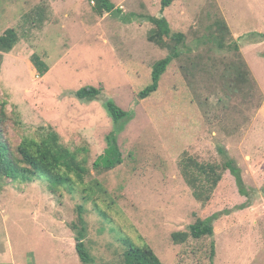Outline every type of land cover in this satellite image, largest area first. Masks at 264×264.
<instances>
[{"label":"rangeland","instance_id":"1","mask_svg":"<svg viewBox=\"0 0 264 264\" xmlns=\"http://www.w3.org/2000/svg\"><path fill=\"white\" fill-rule=\"evenodd\" d=\"M98 1L0 0V35L14 28L19 36L0 65L6 141L16 152L25 137L56 132L85 168L73 191L24 175L3 183L0 264H83L79 205L95 264H122L126 241L149 244L164 264H264V0H174L163 12V0H110L104 12ZM159 16L186 37L157 91L140 98L171 49L150 40ZM231 41L252 77L236 93L223 81L239 53ZM34 53L50 67L43 76ZM84 86L103 90L82 100L75 92ZM108 100L129 118L115 122ZM111 136L123 163L98 169ZM185 154L220 165L233 158L244 183L224 170L203 203L182 175ZM93 181L106 192L94 193ZM214 217L213 235L173 238Z\"/></svg>","mask_w":264,"mask_h":264},{"label":"trees","instance_id":"2","mask_svg":"<svg viewBox=\"0 0 264 264\" xmlns=\"http://www.w3.org/2000/svg\"><path fill=\"white\" fill-rule=\"evenodd\" d=\"M174 0L162 1V12L164 8L171 5ZM100 11H110L114 5L110 0H99ZM156 27L151 31L150 40L156 42L162 47H170L169 55L156 62L153 68V82L144 91L139 94L140 98H146L159 88V82L162 74L167 71L171 62L181 54L180 43H184L185 33L173 32L171 25L166 17H153ZM219 33L225 41L224 34L229 30L225 21L216 22ZM221 39V40H222ZM219 40L220 46L224 42ZM19 42V36L14 28H8L0 35V65L3 53L10 52ZM236 52H239V46L231 41ZM180 49V50H179ZM32 62L36 66L40 75H44L49 70V65L34 53ZM227 89L231 93H236L251 85V71L242 54L239 52L235 60L228 67V75L223 78ZM250 87V86H249ZM103 88L96 86H84L75 92L76 97L82 100L96 99L102 93ZM107 106L115 122L129 118V112L120 107L115 101L108 100ZM0 194L3 189V183L12 180L18 175H24L30 180L44 179L48 182L50 188L55 191L60 187H65L70 191L74 190L75 177L82 181L84 178L85 168L77 160V156L71 150L66 148L59 140L56 132H50L44 138L37 140L25 137L14 152L4 137L5 102L0 100ZM109 145L105 152L96 160L94 166L98 169H113L123 163V153L116 137L111 136ZM222 153L226 150L221 148ZM182 175L187 184L193 189L195 197L206 203L209 201L218 184L223 178L224 170L229 169L236 178L239 185L244 183L241 169L235 159L229 158L220 165L212 162H201L192 155L185 154L180 161ZM75 175V176H73ZM93 185V186H92ZM92 191L104 194L106 191L98 181H93ZM243 192V189L241 188ZM78 219L73 224L77 230L76 249L83 264H95L86 244L89 223L85 218L86 208L84 205L77 206ZM214 218H198L190 227L189 232H175V240L186 241L190 236L201 238L205 235H213ZM123 252L122 264H164L154 249L149 244L137 245L133 241H126Z\"/></svg>","mask_w":264,"mask_h":264}]
</instances>
